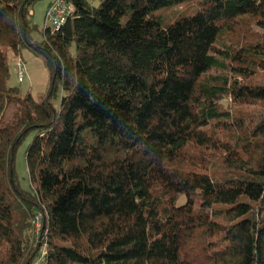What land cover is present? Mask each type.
I'll return each mask as SVG.
<instances>
[{"label":"trees","instance_id":"1","mask_svg":"<svg viewBox=\"0 0 264 264\" xmlns=\"http://www.w3.org/2000/svg\"><path fill=\"white\" fill-rule=\"evenodd\" d=\"M36 1L0 0V264L43 238V264H264V0H65L40 42ZM21 47L40 100L7 85Z\"/></svg>","mask_w":264,"mask_h":264},{"label":"rangeland","instance_id":"2","mask_svg":"<svg viewBox=\"0 0 264 264\" xmlns=\"http://www.w3.org/2000/svg\"><path fill=\"white\" fill-rule=\"evenodd\" d=\"M51 1L52 0H38L32 7L31 21L32 24L36 27L35 32L32 34L34 41L40 42L42 40V30L46 26L45 13ZM196 1L199 0H195L190 4L177 6L174 8V10H169L167 12V15L171 14L175 16L176 14L185 11H187L189 14H192L196 11L197 8ZM18 62H20L22 65L23 78L21 81H19L18 75ZM7 64L9 70L7 85L9 87L17 88L22 96L30 94L35 100H40L41 98L46 96L50 74L41 55L32 52L26 47H21L18 53L9 50L7 55ZM59 96L60 89H58L56 97L52 100L54 107H58ZM33 135V131L29 132L22 140V142L18 145L14 154L15 176L20 188L26 191L31 190V185L29 182L26 167L25 151L27 146L32 141ZM32 225L34 226L36 224ZM39 225V228H36L37 226H34V231L37 230L36 233L41 231V223H39ZM44 240L45 239L43 238L42 245L44 244ZM37 257L36 259H34L33 263H35Z\"/></svg>","mask_w":264,"mask_h":264},{"label":"built area","instance_id":"3","mask_svg":"<svg viewBox=\"0 0 264 264\" xmlns=\"http://www.w3.org/2000/svg\"><path fill=\"white\" fill-rule=\"evenodd\" d=\"M73 7L71 4L67 3L65 0H52L45 13V25L54 32L60 29V27L67 21V19L72 15ZM19 80L23 78L22 65L19 62L17 64ZM39 223H41V216L36 215L32 221V224H36V228H39ZM33 226V227H34ZM37 231V230H36ZM35 234H38L36 233ZM46 244L44 243L39 251L37 260L32 264H43L45 257Z\"/></svg>","mask_w":264,"mask_h":264}]
</instances>
